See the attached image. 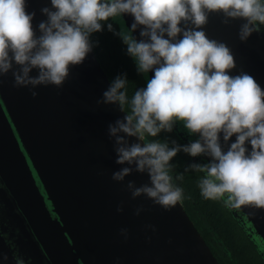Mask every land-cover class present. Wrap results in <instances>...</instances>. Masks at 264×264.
Listing matches in <instances>:
<instances>
[{
    "label": "clouds",
    "instance_id": "1",
    "mask_svg": "<svg viewBox=\"0 0 264 264\" xmlns=\"http://www.w3.org/2000/svg\"><path fill=\"white\" fill-rule=\"evenodd\" d=\"M41 11L47 19L33 26L28 0H0V76L10 71L14 86L29 87L33 97L39 85L62 87L70 66L83 62L91 50L90 35L109 18L130 14L129 30L119 34L137 70L154 73L146 85L127 94V80L115 77L102 93L103 103H116L130 112L108 125L115 141V162L122 165L112 179L124 182L134 170L149 177L137 186L128 180L133 199L144 195L170 210L184 198L173 182L171 159L177 151L211 157L198 180L205 199L223 200L228 208L242 203L264 206V86L247 72L231 74L235 60L223 41L210 39L203 29L209 14L222 13L225 24L243 18L238 36L243 42L264 25V0H50ZM107 27L112 29V24ZM37 29L39 34H37ZM139 29L140 39L132 33ZM36 75H31L33 70ZM176 120L199 138L169 147L156 137L171 131ZM121 133L126 135H121ZM225 150L221 144L228 142ZM139 141L129 143L127 137ZM246 141L248 144L246 145ZM123 211L122 203L117 206ZM142 206L135 209L139 215ZM127 239L128 229L121 228ZM7 255L4 260L7 261ZM17 264H24L22 259ZM116 264H119L117 258Z\"/></svg>",
    "mask_w": 264,
    "mask_h": 264
},
{
    "label": "water",
    "instance_id": "2",
    "mask_svg": "<svg viewBox=\"0 0 264 264\" xmlns=\"http://www.w3.org/2000/svg\"><path fill=\"white\" fill-rule=\"evenodd\" d=\"M45 6L51 7L50 0H28L34 28L47 19L41 11ZM223 20L222 13H211L202 27L210 39L231 49V74L247 72L264 86V31L259 28L243 42L238 36L243 18ZM111 21L120 33L129 30L133 17L123 14ZM132 34L141 38L139 29ZM140 73L145 84L154 74ZM36 74L34 69L31 75ZM110 83L92 47L82 63L70 66L62 87L39 85L35 97L29 87L14 86L11 71L0 76V264L18 259L24 264H116L117 258L119 264H220L181 200L166 210L144 195L131 197L127 181L149 183L146 172L134 170L124 182L112 179L122 165L115 162V141L107 129L128 113L116 103L100 102ZM172 131L183 145L199 138L180 120ZM234 140L235 134L228 142L221 137L222 147ZM188 156L187 163L196 165L211 159L205 153ZM226 209L264 260V206L242 203ZM196 212L219 249L230 255L198 207ZM121 228L128 229L127 239Z\"/></svg>",
    "mask_w": 264,
    "mask_h": 264
},
{
    "label": "trees",
    "instance_id": "3",
    "mask_svg": "<svg viewBox=\"0 0 264 264\" xmlns=\"http://www.w3.org/2000/svg\"><path fill=\"white\" fill-rule=\"evenodd\" d=\"M108 23L112 24V29L107 27ZM102 25L100 31L93 32L90 35L91 47L110 82L117 76L126 78L127 94L131 98L136 88L143 87L146 84L141 73L132 62L131 56L127 53V47L119 35L117 25L111 21V18L102 22ZM259 28L264 31V25ZM124 110L127 113L130 112L127 105ZM148 139L167 143L169 147L183 145L172 130H161L156 137H148ZM188 159V153L180 149L171 161L176 165L181 184L188 190L192 202L196 203L206 217L209 227L219 234L230 253V255H227L219 249L201 221L200 224L195 225L196 227L202 226L199 231L219 263L264 264V260L256 252L252 242L246 237L243 230L226 209L223 200H210L201 196L198 180L202 174L193 167L196 164L187 163Z\"/></svg>",
    "mask_w": 264,
    "mask_h": 264
},
{
    "label": "flooded vegetation",
    "instance_id": "4",
    "mask_svg": "<svg viewBox=\"0 0 264 264\" xmlns=\"http://www.w3.org/2000/svg\"><path fill=\"white\" fill-rule=\"evenodd\" d=\"M148 138V137H147ZM149 140V139H148ZM170 164L172 165L171 167V171H174L175 174H177V167L176 165L170 161ZM172 175V174H171ZM178 175V174H177ZM179 177V176H178ZM179 179V178H178ZM179 185L182 187V188H185L181 183H179ZM186 189V188H185ZM183 201V206H184V209L186 210L187 214L189 215L190 219L194 222L195 225L197 224H200V220L198 218V213L196 212V206L193 205V202L191 200V197L189 196L188 194V199L186 198V196L184 195V198L182 199ZM197 228H199L200 230L202 229V226H197ZM214 246V245H212ZM216 248V247H215Z\"/></svg>",
    "mask_w": 264,
    "mask_h": 264
},
{
    "label": "rangeland",
    "instance_id": "5",
    "mask_svg": "<svg viewBox=\"0 0 264 264\" xmlns=\"http://www.w3.org/2000/svg\"><path fill=\"white\" fill-rule=\"evenodd\" d=\"M145 139L148 140L147 136H146ZM170 172H171L172 177H173V182H174L176 185L180 186V185H179V182H178V175L175 174L174 171H171V169H170ZM183 189H184L185 196H186V198L188 199V193H187V190H186L185 188H183ZM181 202H182V204H183V201H182V200H181ZM198 229H199V228H198ZM199 230H200V229H199Z\"/></svg>",
    "mask_w": 264,
    "mask_h": 264
}]
</instances>
